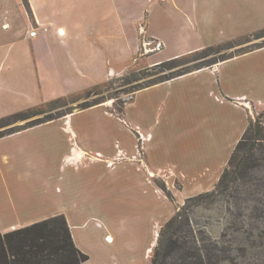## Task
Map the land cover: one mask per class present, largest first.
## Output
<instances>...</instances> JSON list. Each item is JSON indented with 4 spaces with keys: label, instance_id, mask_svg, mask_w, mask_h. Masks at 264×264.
I'll list each match as a JSON object with an SVG mask.
<instances>
[{
    "label": "crops",
    "instance_id": "crops-1",
    "mask_svg": "<svg viewBox=\"0 0 264 264\" xmlns=\"http://www.w3.org/2000/svg\"><path fill=\"white\" fill-rule=\"evenodd\" d=\"M58 3L55 0H0V107H4L5 101L10 103L7 113L30 110L47 101L80 94L91 85L105 83L129 68L140 53L139 24H145V36L150 41L163 45L159 51L142 56L148 66L264 29V0H72L62 2L60 7L68 16V24L58 21ZM97 10H100L99 15H96ZM34 29L37 34L31 37L29 33ZM117 52L128 57L118 66ZM254 111L264 112V47L136 91L125 107L122 120L117 119L104 102L76 109L61 120H51L3 138L48 126H54L57 134L62 129L74 135L73 129H92L91 124L82 126L80 119L93 115L99 125L104 121L99 129H111L107 121H114L115 125V120L125 123L129 118L128 129L132 132L133 127L138 129L145 143L150 129L151 133L160 135L154 150L145 153L142 160L146 168L142 167V171H148L147 178L157 171L186 181H200V177L208 176L209 172L194 173L186 161L207 166L216 159L215 174L217 167L228 161ZM142 129H146L145 132ZM169 129H192L193 134L178 138L175 132L177 147L172 148ZM220 129H224L228 138ZM221 133L224 142H221ZM197 136L200 139L195 142ZM152 140L151 137L150 143ZM21 148L25 146L10 145L9 151H14L12 155H17L18 161L10 162L9 172L12 167H20ZM124 149L131 152L134 146L131 150L122 143L119 150L124 152ZM70 150L72 155L67 158L74 167L80 162L99 159L110 163L116 154L97 152L95 156L80 146ZM86 155L93 158L87 159ZM167 156L179 158L182 170L167 166ZM9 157L8 150H1L0 160L4 166L8 165ZM46 169L48 175V165ZM22 173L23 168L18 169L19 181L14 180L15 170L7 179L11 183L10 197L5 189L6 177L1 176L4 172L0 173V229L24 228L59 216L52 211L32 218L23 215L35 201L31 200L32 191L21 183L26 179ZM26 173L29 177L33 173L40 175L38 170L26 169ZM50 201L47 199V203ZM64 218L75 246L88 254L89 259L84 264H89V251L83 246V240L74 234L77 225L70 217ZM4 220L7 222L2 224ZM105 238L112 241L110 235ZM105 255L98 258L97 264H113L106 261Z\"/></svg>",
    "mask_w": 264,
    "mask_h": 264
},
{
    "label": "rangeland",
    "instance_id": "rangeland-1",
    "mask_svg": "<svg viewBox=\"0 0 264 264\" xmlns=\"http://www.w3.org/2000/svg\"><path fill=\"white\" fill-rule=\"evenodd\" d=\"M55 1L59 2V23L68 24L66 21L68 16L61 11L60 7L63 5L62 2L72 0ZM99 14L100 10H97L96 15ZM118 21L120 20L117 17V23ZM139 25L137 35L140 53L136 55L129 68L110 78L113 82L103 94V96L114 97L105 104H109L111 111L119 120L123 119L125 107L136 92H133L134 90L165 82L162 79L182 70H193L209 64L212 66L264 47V29H261L243 37L219 43L212 50L200 52L196 56L180 58L161 66H148L145 65L142 56L159 51L163 45L161 42L150 41L145 36V24ZM158 45L160 47L154 49ZM127 58L126 54L117 52V66L121 62L124 64ZM98 85L100 83L91 85L89 88ZM78 98H71L67 103L44 102L41 109L39 108L40 111H44L43 113H39V110L27 111V117L24 120L0 128V133H7L13 129L32 128L36 123L51 118L61 120L74 112L81 104L98 97L91 96L88 99L79 100ZM120 102H124V108L119 114L115 110L119 108ZM19 104L16 103V105ZM9 105L10 103L5 101L4 107H0V118L19 112L7 113L10 111L7 107ZM252 116L249 120H260L264 125V112L254 111ZM93 117L96 116L80 119L82 126L91 124L92 129H73L74 135L73 132L62 129L57 134L54 126H48L16 136L0 138V152L3 149L8 150L10 156L6 166L0 160V166L4 167L0 169V173L4 172L1 176L6 177L5 189L9 192V197L11 183L7 179L9 176L12 177L15 170L14 180L19 181L18 169L21 168H23L22 176L26 177L24 182L23 179L21 180V183L29 188L28 191H32L31 200L35 202L23 212L26 218L38 217L42 212L50 211L55 215L70 217V221L77 225L74 227L76 238L82 239L83 246L89 251L91 258L89 264H97L98 258L104 253H106V261H112L113 264H150L161 227L177 211H180L181 217L173 236L176 244L166 254L164 253V259L162 258L160 264H195L193 257L198 256L206 264H264V142L250 143L251 146L246 148L249 150L238 155V161L244 164L242 170H238L240 173L234 174L216 193L204 195L203 193L214 189L228 161L219 165L215 174L213 172L216 159L209 160L210 163L206 164L207 166L202 162L190 164L186 161L194 173L203 170L209 172L208 176L200 177V181L191 179L186 181L171 173L157 171L150 176L151 178H147L148 171H142V160L145 153L150 154V151L154 150L156 139L160 135L151 133L150 129V137L145 143L138 129L133 127V132L128 129L129 118H126L125 123L115 120V125L112 124L114 121L111 123L107 121V127L110 126L111 129H99L104 121L99 125L98 120ZM76 122L74 120L75 124ZM145 130L142 129L143 132ZM170 130L169 145H173L172 148L177 147L174 140L175 132L178 138L193 134L192 129ZM220 130L225 134L224 129ZM59 135L60 139H58ZM223 136L221 133V142L225 140ZM225 136L228 138V134ZM151 137L153 140L150 143ZM135 138L137 142L134 141ZM199 139L197 136L195 142ZM160 140L162 141L161 137ZM122 143L129 145L131 150L134 146V150L131 152L126 149L124 152L123 149L119 150ZM10 145H24L25 148H21L20 151V167L23 163L22 167H12L9 172L10 162L18 161L15 158L18 156L12 155L14 151H9ZM79 146L95 156L97 152L104 155L115 154V152L116 154L110 163L99 159L80 162L79 166L74 167L67 155H72L71 147L79 148ZM144 148L145 151H143ZM203 148L206 151V147ZM86 158L93 157L86 155ZM165 162L169 167L174 166L177 170H182L183 163L181 165L176 156H167ZM47 165L49 166L48 175L46 174ZM24 168L31 172L38 170L40 175L36 176L35 171L31 177L26 176ZM143 168V170L146 169ZM200 194L204 196L196 199ZM47 199L51 201L47 203ZM185 204L189 206L188 209L182 208ZM6 222L7 220H4L2 224ZM16 229L20 228L0 229V234L4 235ZM106 235H110L112 241H106Z\"/></svg>",
    "mask_w": 264,
    "mask_h": 264
},
{
    "label": "trees",
    "instance_id": "trees-1",
    "mask_svg": "<svg viewBox=\"0 0 264 264\" xmlns=\"http://www.w3.org/2000/svg\"><path fill=\"white\" fill-rule=\"evenodd\" d=\"M214 48V46L207 47L203 50L197 51L195 53L185 55L182 57H178L164 63H160L157 66H161L163 64L176 61L180 58L196 56L200 52L210 51ZM209 65H202L194 68L193 70H182L170 77H165L162 81L171 80L173 78L185 75L194 70L208 67ZM110 79L102 83L98 86L89 88L84 92L71 95L67 97H63L57 100H53L51 102H65L67 103L69 99L79 97V99H88L91 96H97L98 98H94L92 101L81 104L77 109H86L95 105L102 104L106 101L114 99L112 96H103L106 89L108 90L111 83ZM161 82V81H160ZM146 87V86H144ZM144 87H140L135 91H138ZM116 99V98H115ZM119 108H116L119 114L122 112L124 108V102L119 103ZM44 104L30 109L25 110L23 112L15 113L11 116L0 118V128L10 125L14 122L24 120L27 117V111L36 110ZM44 111H40L39 113H43ZM38 114V113H37ZM54 120L51 118L47 121ZM42 121L36 123L33 126L40 125L44 122ZM29 128V127H26ZM24 128V129H26ZM21 129V130H24ZM21 130H10L7 133H0V138L14 134ZM264 142V125L260 120H250L247 129L243 132L241 138L237 142L234 147L230 158L226 164V167L223 169L219 180L211 192L203 193L204 195H210L216 193L220 190L230 178L239 172L238 170H242V165L240 161H238V155L242 152H247L249 149L246 148L253 143H262ZM249 143V144H247ZM251 143V144H250ZM240 173V172H239ZM202 194L198 195L196 199H200ZM193 199V198H191ZM188 200V199H187ZM183 209H188L189 206L187 204L183 205ZM181 217L180 211H177L160 229V234L157 239V243L154 247L153 254L151 256L150 264H160L162 258L168 250L173 248V245L176 244V240L174 239V232L177 229L179 224V218ZM165 253V254H164ZM193 257V256H192ZM88 256L82 253L74 244L71 233L69 231L68 225L66 223L65 218L62 215L54 216L48 218L46 220L31 224L24 228L13 230L4 235L0 234V264H84L88 260ZM195 264H206L203 259L198 257H193Z\"/></svg>",
    "mask_w": 264,
    "mask_h": 264
},
{
    "label": "built area",
    "instance_id": "built-area-1",
    "mask_svg": "<svg viewBox=\"0 0 264 264\" xmlns=\"http://www.w3.org/2000/svg\"><path fill=\"white\" fill-rule=\"evenodd\" d=\"M36 34H37V32H36V30L34 29V30H32L30 33H29V35L31 36V37H35L36 36ZM160 47V45H158L157 47H155L154 49H158Z\"/></svg>",
    "mask_w": 264,
    "mask_h": 264
},
{
    "label": "bare ground",
    "instance_id": "bare-ground-1",
    "mask_svg": "<svg viewBox=\"0 0 264 264\" xmlns=\"http://www.w3.org/2000/svg\"><path fill=\"white\" fill-rule=\"evenodd\" d=\"M111 166V165H110Z\"/></svg>",
    "mask_w": 264,
    "mask_h": 264
}]
</instances>
